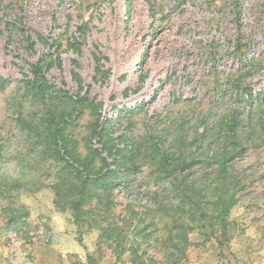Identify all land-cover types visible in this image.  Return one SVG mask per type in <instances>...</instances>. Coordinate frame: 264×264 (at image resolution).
I'll use <instances>...</instances> for the list:
<instances>
[{
	"label": "rangeland",
	"instance_id": "1",
	"mask_svg": "<svg viewBox=\"0 0 264 264\" xmlns=\"http://www.w3.org/2000/svg\"><path fill=\"white\" fill-rule=\"evenodd\" d=\"M47 51L60 60L47 79L74 93L78 73L84 91L102 103L100 123L111 143L126 154L128 176L112 191L119 212H140L156 197L175 201L174 181L204 182L206 162L198 160L210 153L209 127L235 108L249 113L228 163L239 198L229 207L228 239L194 229L178 264H264V0H0V177L23 175L31 188L0 197V264H87L88 254L96 264H130L126 253L116 259L101 243L102 215L76 225L57 209L50 184L60 165L17 126L20 110L40 117L23 80ZM88 119L83 111L69 127L83 153ZM89 144L100 148L97 138ZM182 159L190 165H177ZM37 183L44 186L34 189ZM148 252L153 264H171Z\"/></svg>",
	"mask_w": 264,
	"mask_h": 264
},
{
	"label": "trees",
	"instance_id": "2",
	"mask_svg": "<svg viewBox=\"0 0 264 264\" xmlns=\"http://www.w3.org/2000/svg\"><path fill=\"white\" fill-rule=\"evenodd\" d=\"M23 37L29 46H33L29 35ZM37 38L42 42L45 39L41 35ZM54 55L47 51L35 62L29 63L31 77L23 80L24 91L37 105L36 111L40 117L36 120L33 118L34 109L29 114L20 110L15 120L25 138L39 145L41 154H46L60 165L55 172L54 182L50 184L52 202L57 209L68 211L76 225L84 222L93 225L95 218L91 214L97 212L102 215L101 243L116 259L126 253L130 264H153L155 257L148 252L149 248L162 254L171 264H178L190 245L188 233L194 229L206 227L201 232L205 238L217 237L218 233L228 239L229 207L239 199L236 196L238 182L229 173L228 163L239 153L242 122L244 118L248 119L249 113L244 116L240 108H235L227 117L209 127L207 143L211 146L210 153L198 160L206 162L205 179L200 176L204 182L174 181L171 190L175 194V201L165 202L156 197L153 206H146L140 212L133 209L119 212L117 209L121 203L113 199L112 191L128 176L126 154L111 143L107 128L100 123L102 103L88 96L78 73L72 72L76 84L74 93L63 86L57 87L47 79L45 72L53 63L60 65L58 55L53 58ZM94 60L95 75L102 77L104 70L99 64V57L94 55ZM0 80L4 79L0 77ZM232 85L237 93L241 88L240 79L235 78ZM243 96L245 94L242 92L239 97ZM236 101L239 102L238 97ZM129 110L140 111L139 107ZM83 111L89 117L85 124L84 153L79 151L77 139L69 129ZM92 138L98 139L100 148L89 144ZM217 141L221 144H217ZM152 148L156 155L160 154L161 164L167 166L160 143L154 142ZM189 162L182 159L177 165L189 166ZM111 165L114 167L111 168ZM22 177H0V197L9 198L10 193L22 189L30 191L27 183L22 182ZM208 178L211 182L206 184ZM42 186L43 183H37L34 189ZM86 257L87 264H96L92 255Z\"/></svg>",
	"mask_w": 264,
	"mask_h": 264
}]
</instances>
